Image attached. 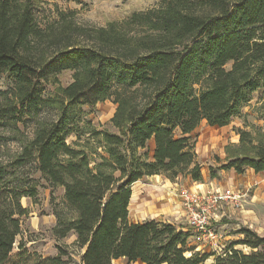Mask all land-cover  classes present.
<instances>
[{"label": "trees", "instance_id": "16d2710c", "mask_svg": "<svg viewBox=\"0 0 264 264\" xmlns=\"http://www.w3.org/2000/svg\"><path fill=\"white\" fill-rule=\"evenodd\" d=\"M38 3L0 0V74L13 80L0 91V128L11 132L1 138L21 149L0 156V264H70L63 248L44 256L17 243L29 212L22 200L38 196L22 173L27 164L64 189L54 235L75 236L79 264H206L212 255L191 246L184 226L131 221L133 185L157 175L203 180L189 135L203 122L229 125L264 89V0H164L98 28L59 8L42 19ZM68 70L65 87L59 75ZM111 98L116 133L79 126L83 106ZM29 121L31 137L18 128ZM237 132L239 144L211 166V179L264 171V131ZM72 133L78 142L69 145ZM236 234L244 238L226 256L213 253V264H264V236L247 227Z\"/></svg>", "mask_w": 264, "mask_h": 264}, {"label": "rangeland", "instance_id": "374dc122", "mask_svg": "<svg viewBox=\"0 0 264 264\" xmlns=\"http://www.w3.org/2000/svg\"><path fill=\"white\" fill-rule=\"evenodd\" d=\"M38 9L40 18L53 19L56 17V11L59 8L63 12H75V22L80 26L106 27L113 21H122L129 17L133 12H144L153 8H159L164 0H38ZM62 86L67 87L73 80V71H64L59 75ZM13 80L8 74H0V91H6L13 88ZM55 87L48 86L46 95L53 93ZM264 100V89H261L253 95V99L242 109V115L236 117L229 125L218 128L208 126L203 122L194 134L191 141L197 140L200 158L197 160L202 166L201 182H194L189 176H180L172 181L167 176L157 175L145 178L133 185V199L130 205V219L132 222H142L155 219L160 222H171L179 227L184 226L188 230V222L183 208L179 207V198L177 190L188 188L191 191L204 190V187H198L201 183H207L211 179L209 169L211 166H218L217 159L225 161L226 148L229 145H238V130L245 128L261 129L264 131V110L261 109ZM117 104L113 98L100 102L97 105H85L81 108L80 117L81 128L90 125L98 131L106 130L116 133L112 119L116 112ZM249 125V126H246ZM22 133L33 136V121L18 124ZM87 129V128H86ZM11 135V132L0 128V156L1 159H7V153L17 154L21 152L20 145L16 140L4 138ZM83 137L81 143L85 141ZM78 142V134L72 133L67 143L74 145ZM91 163L94 165L98 158L91 154ZM23 175L28 176L37 184V198H25L22 200L24 208L28 213L21 220V234L17 243H24L30 251L44 256H56L60 248L70 253L68 258L70 264H79L80 250L74 245L75 236L58 238L54 235L56 227V211L63 200L64 189L62 187H53L45 180L37 170L36 164H27L22 170ZM248 177L253 182L248 186L249 191L244 201L242 212L233 209L227 210L225 218L219 222L215 228L220 237L215 245H200L202 253L212 255L206 264H212L213 253H217L216 247H222L226 250L233 242L239 241L244 237L236 234L238 230L247 227L258 235L264 236V183L258 179L259 175L252 174ZM257 180V181H256ZM240 189L243 187L238 186ZM203 188V189H201ZM207 189V188H206ZM245 190V189H244ZM191 246L196 247L194 243ZM199 247V246H198ZM236 250L249 253L250 249L243 246H236ZM223 253V252H220ZM213 257V258H212ZM114 264H130L125 259ZM135 264H142L136 262Z\"/></svg>", "mask_w": 264, "mask_h": 264}, {"label": "built area", "instance_id": "2783aa9c", "mask_svg": "<svg viewBox=\"0 0 264 264\" xmlns=\"http://www.w3.org/2000/svg\"><path fill=\"white\" fill-rule=\"evenodd\" d=\"M179 207L183 208L188 222L190 241L200 247L203 244L218 243L220 237L215 226L226 216V209L242 212L249 191L235 187L225 189H204L191 191L188 188L177 190ZM217 253L227 255L222 247H216ZM223 252V253H220Z\"/></svg>", "mask_w": 264, "mask_h": 264}, {"label": "crops", "instance_id": "0c3cea01", "mask_svg": "<svg viewBox=\"0 0 264 264\" xmlns=\"http://www.w3.org/2000/svg\"><path fill=\"white\" fill-rule=\"evenodd\" d=\"M194 132L192 134H190L189 136L191 137L194 134ZM194 142L196 144L195 149H196V153H197V158L198 157L200 158V153L198 151L197 140H194ZM150 144L153 146V143H150ZM249 171L252 172V174H255L253 170H247L242 175L236 174L233 170H229V171H226V172H221V173H219V175H220L219 179L210 180L207 183H201V185H199L198 187H204L205 189L206 188L207 189H210V188L225 189L227 187L239 188L238 186H241V187H243L241 190H244L245 189V191H246V189H248V186H250V184L253 182L252 180H250L248 178V177L251 176L249 174ZM256 175H259L258 176V179L260 180V182L264 183V171L263 172H260V173H257ZM201 189H203V188H201ZM226 210H228V209H226ZM226 214H227V212H226ZM198 248L199 249H197V250L200 251L201 247H198Z\"/></svg>", "mask_w": 264, "mask_h": 264}]
</instances>
